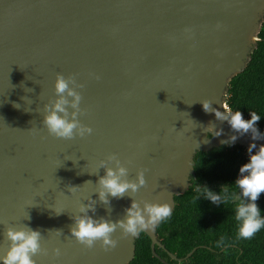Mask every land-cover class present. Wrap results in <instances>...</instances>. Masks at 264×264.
<instances>
[{
	"label": "water",
	"instance_id": "95a60500",
	"mask_svg": "<svg viewBox=\"0 0 264 264\" xmlns=\"http://www.w3.org/2000/svg\"><path fill=\"white\" fill-rule=\"evenodd\" d=\"M263 22L264 0H0V256L8 246L5 227L27 225L40 231L48 250L32 257L36 264H128L139 234L120 238L117 229V247L108 252L99 243L85 249L71 237L81 203L91 198L95 212L88 215L113 222L132 199L166 202L173 211L174 197L190 187L195 153L264 144L234 132L199 103L207 99L222 111ZM57 73L84 85L75 89L82 96L77 118L91 135L63 140L43 127ZM209 124L222 134L206 132ZM233 135L235 142L222 143ZM110 154L129 180L147 169L146 186L104 205L96 193L105 174L98 162ZM139 233L166 264L154 252L163 249L155 230ZM193 251L183 259L168 256L181 262Z\"/></svg>",
	"mask_w": 264,
	"mask_h": 264
},
{
	"label": "clouds",
	"instance_id": "9594fccd",
	"mask_svg": "<svg viewBox=\"0 0 264 264\" xmlns=\"http://www.w3.org/2000/svg\"><path fill=\"white\" fill-rule=\"evenodd\" d=\"M97 80L99 76L95 77ZM83 84L76 82L74 75L65 77L57 73L54 81L55 99L43 105L42 125L48 135L63 139L73 140L76 137L84 138L91 135L93 129L80 122L77 118L82 114L80 102L81 94L76 91L77 88H83ZM71 98V99H69ZM205 113H214L219 121H227L231 129L239 135L251 133L253 141L264 139V134L260 133L256 127L261 119L256 112H250V119H244L242 113L233 109L228 103L220 102L221 110L212 107L209 100L199 101ZM16 107V105H14ZM18 108V107H17ZM71 109L72 111H69ZM29 131H35L30 129ZM212 135L219 136L222 129L215 130L210 124L205 130ZM236 135L229 138V141L222 143L235 142ZM253 149H257L253 153ZM248 161L239 168V176L234 185L239 189V196L235 191H230L228 185H222L221 192H213L203 187V199L210 200L213 204L223 205L234 202V219L237 222V239H251L254 235L264 228V217L257 206L261 193H264V144L258 148L255 143H250L247 149ZM108 164H114L115 167H109ZM105 169V174L100 176L98 185V199L104 205H109V197L123 198L124 196L134 195L140 188L146 186L145 172L147 169H139L136 172L134 181L127 179L128 169L121 164L116 154H110L105 160L98 162V169ZM89 181H86L87 183ZM77 187V186H76ZM75 187L69 189L72 190ZM131 193L132 195H128ZM196 199H200L197 197ZM88 204L81 203L78 206L80 215H73V224L69 231L71 237L82 245L85 249H92L99 243L100 248L105 251H111L117 247L118 240L113 238V233L120 230V238L135 237L144 230H155V228L172 215V209L168 203L156 202H137L132 199L130 207L126 208L122 219L112 220L103 217L94 219L88 215L89 211L95 212V201L89 198ZM142 204V207H141ZM56 212V211H55ZM61 212H56L59 215ZM29 218V217H28ZM27 218V219H28ZM60 236L61 230H55ZM4 237L8 241V246L0 262L2 264H36L32 258L37 255H47L48 250L41 246L42 235L39 230H33L27 225L19 228L7 226L4 229ZM227 241L226 236H221L217 241V247L223 246ZM52 254L60 256L59 248H53Z\"/></svg>",
	"mask_w": 264,
	"mask_h": 264
},
{
	"label": "trees",
	"instance_id": "16d2710c",
	"mask_svg": "<svg viewBox=\"0 0 264 264\" xmlns=\"http://www.w3.org/2000/svg\"><path fill=\"white\" fill-rule=\"evenodd\" d=\"M257 37L250 61L243 72L230 81L225 101L246 120L250 119V112H256L261 117L256 127L264 134V22ZM248 155L242 147L229 145L195 153L190 187L174 197L172 215L155 228L157 240L163 246V249L154 247L159 259L166 264H264V228L251 239H237L234 202L217 205L203 199V187L221 192L222 185H228L230 191L239 196L234 183ZM256 203L264 217V193ZM222 235L227 241L217 247ZM149 244V239L139 233L134 242V257L128 264H162L152 256ZM193 249L181 262L168 256L183 259Z\"/></svg>",
	"mask_w": 264,
	"mask_h": 264
},
{
	"label": "built area",
	"instance_id": "2783aa9c",
	"mask_svg": "<svg viewBox=\"0 0 264 264\" xmlns=\"http://www.w3.org/2000/svg\"><path fill=\"white\" fill-rule=\"evenodd\" d=\"M225 102H226V101H225ZM225 102H224V103H225Z\"/></svg>",
	"mask_w": 264,
	"mask_h": 264
}]
</instances>
